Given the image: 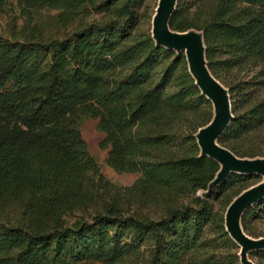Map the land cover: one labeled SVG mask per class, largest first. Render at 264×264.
Returning a JSON list of instances; mask_svg holds the SVG:
<instances>
[{
	"label": "trees",
	"instance_id": "obj_1",
	"mask_svg": "<svg viewBox=\"0 0 264 264\" xmlns=\"http://www.w3.org/2000/svg\"><path fill=\"white\" fill-rule=\"evenodd\" d=\"M150 1L0 0V264H242L225 213L261 177L233 173L204 193L220 165L194 134L213 104L184 54L155 45ZM169 25L203 32L230 89L219 142L264 156V0H178ZM82 115L97 119L106 163L139 175L132 184L102 174ZM261 218L264 198L245 231ZM251 258L264 264V250Z\"/></svg>",
	"mask_w": 264,
	"mask_h": 264
},
{
	"label": "water",
	"instance_id": "obj_2",
	"mask_svg": "<svg viewBox=\"0 0 264 264\" xmlns=\"http://www.w3.org/2000/svg\"><path fill=\"white\" fill-rule=\"evenodd\" d=\"M178 0H157L151 18V37L156 46L183 53L187 68L201 94L213 104L214 114L200 127L194 137L200 156L219 163L220 169L208 184L206 194L213 192L231 174H256L261 181L239 193L225 213V225L231 238L239 246L242 264H256L251 253L264 250V236L248 234L242 224L246 211L264 198V156L240 157L219 142L221 135L234 118L230 89L208 68L203 32L195 29L175 31L169 22Z\"/></svg>",
	"mask_w": 264,
	"mask_h": 264
},
{
	"label": "rangeland",
	"instance_id": "obj_3",
	"mask_svg": "<svg viewBox=\"0 0 264 264\" xmlns=\"http://www.w3.org/2000/svg\"><path fill=\"white\" fill-rule=\"evenodd\" d=\"M156 2L157 0L150 1V12H152V10L154 11V5L156 4ZM54 14V11L43 10L36 15V21H38L40 24L46 23V25L49 26L51 18ZM150 24L151 23H149V25ZM6 25L7 16L5 14H0V32L6 30ZM78 122L82 136L88 146L89 152L97 161L102 174L112 183H115L117 185L132 184L139 176L137 173L116 172L106 163L107 150L102 149L100 147V141L103 138V134L97 128V119L90 116L82 115L79 117ZM260 179H262V177ZM251 231L252 236L254 237L264 236V218L254 221L252 223Z\"/></svg>",
	"mask_w": 264,
	"mask_h": 264
}]
</instances>
